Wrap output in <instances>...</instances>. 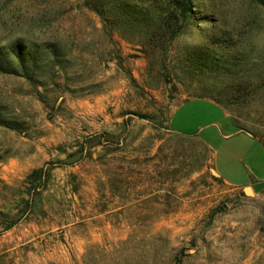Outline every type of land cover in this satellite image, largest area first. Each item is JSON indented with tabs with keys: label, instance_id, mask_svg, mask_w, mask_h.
Here are the masks:
<instances>
[{
	"label": "rangeland",
	"instance_id": "rangeland-1",
	"mask_svg": "<svg viewBox=\"0 0 264 264\" xmlns=\"http://www.w3.org/2000/svg\"><path fill=\"white\" fill-rule=\"evenodd\" d=\"M199 6L214 24L163 59L85 0H0V48L37 57L32 78L14 54L19 72L0 70V264H264V192L223 182L204 141L170 127L181 102L208 97L264 139V9ZM211 33L236 48L197 71L187 53ZM189 108L176 123L204 137L225 123L207 101Z\"/></svg>",
	"mask_w": 264,
	"mask_h": 264
},
{
	"label": "trees",
	"instance_id": "trees-1",
	"mask_svg": "<svg viewBox=\"0 0 264 264\" xmlns=\"http://www.w3.org/2000/svg\"><path fill=\"white\" fill-rule=\"evenodd\" d=\"M205 0H85L86 5L96 11L106 22L118 28L132 30L145 39L149 48L159 50L163 59H166L171 46L179 36L184 34L192 25L213 23L214 19L209 13H202L199 3ZM264 9V0H256ZM214 24V23H213ZM207 45H199L188 51L187 63L197 71L215 70L226 66L230 62L217 57L218 49L232 50L236 43L221 34H208ZM9 50L0 48V70L18 73L14 61L10 57L14 54L23 69V74L31 77L26 65L31 60L33 66L37 64V57L32 52L25 53L21 42H16ZM220 69V68H219ZM1 120V119H0ZM11 128L14 123L1 121ZM31 176L40 178L41 170H34Z\"/></svg>",
	"mask_w": 264,
	"mask_h": 264
},
{
	"label": "crops",
	"instance_id": "crops-1",
	"mask_svg": "<svg viewBox=\"0 0 264 264\" xmlns=\"http://www.w3.org/2000/svg\"><path fill=\"white\" fill-rule=\"evenodd\" d=\"M203 100L222 111L221 116L217 119L225 122L222 126L217 124L216 131H213L208 137H204L201 131L190 130L191 122L188 118L182 117L176 123L180 111H190V106H194L196 102ZM237 124L239 125L232 113L224 110L215 100L208 97H193L181 102L173 111L170 120L172 131L199 137L211 149L215 171L223 182L244 190L246 187H250L255 194L264 192V139L250 131L239 128ZM212 125L215 127L216 122H212ZM222 132H224L222 138L224 141L218 142L216 138L221 137ZM239 137L245 138V141H239L237 139ZM221 151L224 152V156L222 169L218 171L216 165H218Z\"/></svg>",
	"mask_w": 264,
	"mask_h": 264
},
{
	"label": "water",
	"instance_id": "water-1",
	"mask_svg": "<svg viewBox=\"0 0 264 264\" xmlns=\"http://www.w3.org/2000/svg\"><path fill=\"white\" fill-rule=\"evenodd\" d=\"M215 172H216V171H215ZM248 188H250V187H246V188H245V192H246L247 194H252L253 192H249V191L247 190ZM250 189H251V188H250Z\"/></svg>",
	"mask_w": 264,
	"mask_h": 264
}]
</instances>
